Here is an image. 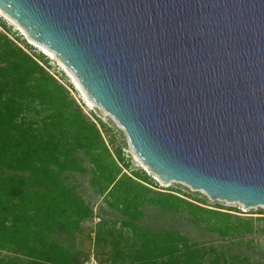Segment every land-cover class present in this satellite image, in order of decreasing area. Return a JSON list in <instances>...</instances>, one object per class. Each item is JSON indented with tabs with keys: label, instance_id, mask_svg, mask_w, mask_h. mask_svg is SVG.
<instances>
[{
	"label": "water",
	"instance_id": "95a60500",
	"mask_svg": "<svg viewBox=\"0 0 264 264\" xmlns=\"http://www.w3.org/2000/svg\"><path fill=\"white\" fill-rule=\"evenodd\" d=\"M163 184L264 207V0H0Z\"/></svg>",
	"mask_w": 264,
	"mask_h": 264
},
{
	"label": "trees",
	"instance_id": "16d2710c",
	"mask_svg": "<svg viewBox=\"0 0 264 264\" xmlns=\"http://www.w3.org/2000/svg\"><path fill=\"white\" fill-rule=\"evenodd\" d=\"M0 264H80L71 243L94 218L92 207L63 180L89 174V185L120 218L99 219L94 251L110 264H258L198 244L177 230L140 224L146 206L184 216L194 226L243 244L264 236V213L208 208L204 201L164 192L143 170L132 169L120 146L68 89L48 72V59L0 22ZM56 237H62L68 245Z\"/></svg>",
	"mask_w": 264,
	"mask_h": 264
},
{
	"label": "rangeland",
	"instance_id": "374dc122",
	"mask_svg": "<svg viewBox=\"0 0 264 264\" xmlns=\"http://www.w3.org/2000/svg\"><path fill=\"white\" fill-rule=\"evenodd\" d=\"M0 22L4 23L9 29L10 39L19 38L18 44L28 50L21 41L29 45L36 54H42L48 59V72L52 74L59 83L65 86L70 96L81 107L83 113L93 119L98 120L105 128H109L108 135L113 140L115 146L121 147L125 159L130 161L132 169L143 170L158 185V188L164 192L174 191L180 197H186L187 200H193V196L204 201L208 208L221 207L223 210L232 209L240 212L243 217H257V213L262 211L264 207L243 208L238 203H227L219 200H211L201 191H194L185 184L171 182L163 184L154 174H152L146 166L134 155L132 148L124 131L119 127L115 120L101 108L97 107L86 95L72 73L55 57L45 53L37 43L33 42L26 33L10 18L5 16L0 10ZM0 32L3 29L0 27ZM53 53V52H52ZM54 54V53H53ZM77 84L79 86H77ZM64 182L72 187L84 200L88 203L93 211L94 218L83 223V232L71 243L74 250L79 251L80 264H110L105 261L104 255L100 252L95 253L93 243V228L99 219L116 220L120 217L107 208L101 197L97 196L89 185V174L65 173L63 174ZM144 216L140 220V224L147 226L156 231L177 230L181 234L190 238L191 241L203 244L205 246H213L223 250L226 253L239 255L243 258L250 259L253 263L264 264V236L254 233L245 236L243 244L238 245L236 240L223 239L218 235L211 234L206 230L194 226L184 216L173 215L153 207L146 206L143 208ZM62 244L68 245L62 237H56Z\"/></svg>",
	"mask_w": 264,
	"mask_h": 264
},
{
	"label": "bare ground",
	"instance_id": "6f19581e",
	"mask_svg": "<svg viewBox=\"0 0 264 264\" xmlns=\"http://www.w3.org/2000/svg\"><path fill=\"white\" fill-rule=\"evenodd\" d=\"M37 45H39V44H37ZM39 47H41V49H42L45 53L49 54L50 56H53V55H54V54H53L51 51H49L47 48H45V47H43V46H41V45H39ZM77 86H79V85L77 84Z\"/></svg>",
	"mask_w": 264,
	"mask_h": 264
}]
</instances>
